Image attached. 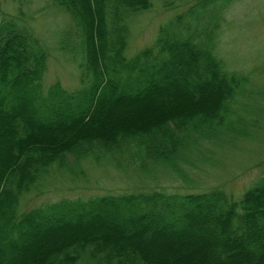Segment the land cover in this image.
I'll use <instances>...</instances> for the list:
<instances>
[{"label":"trees","instance_id":"trees-1","mask_svg":"<svg viewBox=\"0 0 264 264\" xmlns=\"http://www.w3.org/2000/svg\"><path fill=\"white\" fill-rule=\"evenodd\" d=\"M17 1V0H15ZM78 31L81 86L45 93L49 53L21 12L0 21V264H264V175L241 198L222 188L61 200L19 212L54 165L104 157L179 168L229 130L245 78L215 54L234 0H199L128 59V19L153 0H55ZM171 169V168H170Z\"/></svg>","mask_w":264,"mask_h":264},{"label":"rangeland","instance_id":"rangeland-1","mask_svg":"<svg viewBox=\"0 0 264 264\" xmlns=\"http://www.w3.org/2000/svg\"><path fill=\"white\" fill-rule=\"evenodd\" d=\"M197 1L153 0L151 9L132 15L128 19V59L151 47L161 28ZM21 12L49 53L42 80L44 92L57 83L69 91L80 88L83 58L70 14L55 0H0V21L5 15ZM214 43L224 70L246 79L244 89L231 103L226 135L192 145L178 169L121 167L109 157L77 163L69 155L70 165H54L31 190L22 193L18 211L61 200L89 201L104 195L157 189L185 194L218 187L235 199L241 198L264 175V0H234L228 4ZM79 264L98 263L86 254Z\"/></svg>","mask_w":264,"mask_h":264}]
</instances>
